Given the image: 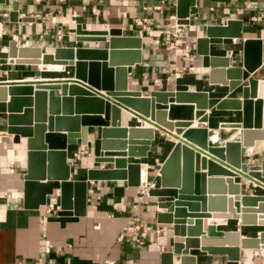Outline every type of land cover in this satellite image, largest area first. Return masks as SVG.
Returning a JSON list of instances; mask_svg holds the SVG:
<instances>
[{"label": "crops", "instance_id": "1", "mask_svg": "<svg viewBox=\"0 0 264 264\" xmlns=\"http://www.w3.org/2000/svg\"><path fill=\"white\" fill-rule=\"evenodd\" d=\"M195 7L197 12L189 17L190 23L180 24L177 16L178 0H0V58L9 57L13 41L18 47H35L43 53L54 52L58 47H108V41H78V27L87 30L117 29L121 31L122 37H133L119 39L118 46H128L126 49L132 50L142 44L141 63L129 66V89L149 94L153 90H174L177 85L185 84L191 90L209 91L213 97L241 98V87L231 92L227 85L210 83L209 68L204 67L203 56L198 53V38L206 35L208 26L223 25L230 19L241 20L243 38H224L223 42L211 46V53L230 57L231 66H242L244 39L264 40V20L257 23L251 20L255 13L264 11V0H196ZM174 15L176 21L172 18ZM139 18H148L142 35V27L136 23ZM175 24L184 28L181 38L173 35ZM107 37L109 39L110 35ZM169 41H175L178 45L170 48ZM187 49H190L188 53ZM24 66L33 69H22ZM37 67L31 64L0 63V83L75 80L74 68L41 71ZM225 71L222 76L227 80L241 75L239 72L228 74V70ZM254 75L264 79V68H258ZM113 81L116 86L119 84L117 72ZM99 93L104 94L102 90ZM59 94H62V90H59ZM169 100V118L173 120L195 119L196 123V118L207 111L197 109L195 103L180 104L173 98ZM121 108L122 127L138 126L143 122L144 118L136 111L124 106ZM50 112L48 108V116ZM58 112L60 114H56ZM70 112L76 113L74 102L70 108L60 103L59 110L52 111L51 116L68 115ZM7 115L0 113V131L6 129ZM74 115L79 119L66 120V126H61L64 130L59 131L65 139L69 133L66 129L71 128L74 122L83 127L82 116L92 114L81 112L69 116ZM241 115L239 110L213 108L209 121L213 132L209 134V141L222 144L228 139H239V129L221 127V124L240 121ZM52 126L56 128L55 123ZM102 127L112 126H88V144L82 143L79 138L76 144L67 147L68 162L71 164L70 179L87 182V205L85 215L67 216L63 222L53 218L56 215L46 214L47 207L58 206V189L54 190V195L48 196L47 204L40 208L26 206V138L16 143L13 137L0 136V264H162V254L172 250L174 239L171 224L158 221V213L167 210L156 204L166 198L148 193L143 200V187L132 185L126 178H89L92 169L114 167V163L96 161L99 156L95 155L93 142L101 138ZM153 128L156 138L152 141L147 157H130L127 154L121 158L127 159L129 163H147L148 184L155 183L156 186L152 188H157L160 186L159 170L177 141V134L156 126ZM111 135L113 138L109 139L116 142L129 139L123 138L126 134L120 132ZM138 136H149V131ZM122 151L125 152L115 153H127L128 149ZM103 154L104 151L100 157ZM262 159L264 140H256L254 146L246 147L244 161L254 164ZM220 164L215 167L212 176L228 177L222 174L221 167L226 166ZM199 171L209 173L210 170L207 167ZM135 176L139 181L143 169H139ZM235 180L241 184V194H264V184L251 176L240 175ZM48 181L37 180L38 183ZM233 187L224 186L228 191V199L235 197L230 193L234 191ZM138 203L139 207L135 210L134 205ZM43 216H47L44 222L41 221ZM204 221L206 230L210 224L216 225L218 230L238 229L245 235L254 232L260 234L264 230L263 226L242 225L241 219L205 217ZM135 226L140 228L128 230V227ZM143 230L147 231V235L140 243ZM190 249L196 254L198 264H264V250H248V255L240 262L229 261L226 255L208 254L200 251V248Z\"/></svg>", "mask_w": 264, "mask_h": 264}, {"label": "water", "instance_id": "2", "mask_svg": "<svg viewBox=\"0 0 264 264\" xmlns=\"http://www.w3.org/2000/svg\"><path fill=\"white\" fill-rule=\"evenodd\" d=\"M195 1L178 0V23H190L189 17L197 12ZM242 25L241 20L230 19L223 25L208 26L206 35L198 38V53L203 56L204 67L209 68L210 83L227 85L231 92L241 87V98L213 97L209 91L191 90L185 84L177 85L174 90H153L149 94L129 89V66L141 63L142 44L132 50L126 49L128 46H118L119 39L133 37H122L117 29L78 27V41H108L109 46L103 48L58 47L54 52L43 53L35 47H18L13 41L9 57L0 58V63L41 65V71H66L70 67L74 68L75 79L49 83H0V113H8L6 129L0 131V136L13 137L16 143L26 138V206L40 208L58 189L56 203L59 211L53 218L63 222L67 216L85 215L87 182L70 179L67 147L76 144L79 138L88 144V126L91 125L112 126L102 127V136L94 140L93 147L95 155L99 156L96 161L114 163V167L92 169L89 178H126L132 185L147 186V163H129L121 156L147 157L156 138L153 128L156 126L177 134V141L159 170L160 186L149 190V195L166 198L156 204L167 210L158 213V221L171 224L174 234L172 250L162 254V264H198L196 254L190 248L226 255L229 261L240 262L248 255L246 251L264 250V230L260 234L245 235L238 229L218 230L214 224L208 225L207 230L204 228L205 217L241 219L242 225L264 227V214L259 215L264 212V194H241V184L235 180V177L247 175L264 184V159L254 164L243 160L246 147L254 146L256 140H264V79L254 75L258 68H264V40L244 39L242 66H231L230 57L211 53V46L223 42L224 38H243ZM107 35H110L109 39ZM225 70L228 74L239 72L241 75L227 80L222 76ZM116 72L119 74L117 86L113 81ZM101 90L104 94L99 93ZM170 98L180 104L195 103L197 109L208 113L199 117L200 123H195V119L173 120L169 118ZM73 102L76 113L52 118V111L59 110L60 103L70 108ZM122 106L136 111L144 118L143 122L138 126L122 127ZM48 108L51 111L49 116ZM213 108L241 111L240 121L221 124V127L239 129V139H228L222 144L209 141V134L213 132L209 127ZM81 112L92 115L82 116L83 127L74 122L66 129L69 133L65 139L59 132L64 130L61 126H66V120H78L77 115H69ZM146 130L149 136H138ZM115 132L126 134L123 138L129 139L112 141L109 138H113L111 134ZM127 149V153H115ZM102 151L104 154L100 157ZM220 163L226 166L221 167L222 174L228 177L212 176ZM207 167L209 173L199 171ZM141 168L143 176L138 181L135 175ZM40 179L49 181L38 183ZM225 185L234 186L230 193L235 197L228 199Z\"/></svg>", "mask_w": 264, "mask_h": 264}, {"label": "built area", "instance_id": "3", "mask_svg": "<svg viewBox=\"0 0 264 264\" xmlns=\"http://www.w3.org/2000/svg\"><path fill=\"white\" fill-rule=\"evenodd\" d=\"M156 8L160 9L161 7L157 6ZM94 13H96L95 9H93ZM172 18L176 21V16H172ZM252 22L257 23L260 20H264V11H258L257 13H255L252 17H251ZM148 18H139L136 20V23L142 27V29L140 30L141 35L143 34V29L145 28V24L147 23ZM174 37L176 38H181L184 35V28L178 26V24H175V31L173 33ZM178 44L175 41H169L168 43V47L170 48H175ZM190 51V49H187V53ZM156 184L155 183H151L148 184L147 186L143 187L142 189V199L144 200V198L148 195L149 190L152 187H155ZM139 207V203L134 205L135 210ZM59 211V206L56 207H47L46 209V214L47 215H57ZM47 216H43L41 218V221L44 222L46 220ZM140 226H135V227H128V230H133V229H139ZM147 235V231L143 230V232L141 233V239L139 240L140 243H143V239L146 237Z\"/></svg>", "mask_w": 264, "mask_h": 264}, {"label": "bare ground", "instance_id": "4", "mask_svg": "<svg viewBox=\"0 0 264 264\" xmlns=\"http://www.w3.org/2000/svg\"><path fill=\"white\" fill-rule=\"evenodd\" d=\"M36 66H39V67H40L41 65H36ZM39 67H38V68H39ZM172 107H173V106H172ZM204 114L207 115V111H203V113H201V115H204ZM201 115H200V116H201ZM200 116H199V117H200ZM199 117L196 118V120H197L196 123H200V120H198Z\"/></svg>", "mask_w": 264, "mask_h": 264}, {"label": "rangeland", "instance_id": "5", "mask_svg": "<svg viewBox=\"0 0 264 264\" xmlns=\"http://www.w3.org/2000/svg\"><path fill=\"white\" fill-rule=\"evenodd\" d=\"M22 67V66H20ZM38 68V67H37ZM40 68V67H39ZM19 69V68H18ZM21 69V68H20ZM22 69H33L31 66H24Z\"/></svg>", "mask_w": 264, "mask_h": 264}]
</instances>
